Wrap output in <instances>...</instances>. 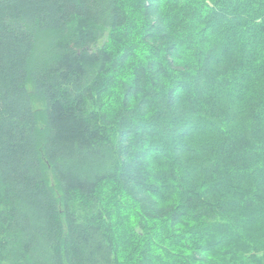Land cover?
<instances>
[{
    "label": "trees",
    "instance_id": "obj_1",
    "mask_svg": "<svg viewBox=\"0 0 264 264\" xmlns=\"http://www.w3.org/2000/svg\"><path fill=\"white\" fill-rule=\"evenodd\" d=\"M261 80L264 0H0V264H264Z\"/></svg>",
    "mask_w": 264,
    "mask_h": 264
},
{
    "label": "clouds",
    "instance_id": "obj_2",
    "mask_svg": "<svg viewBox=\"0 0 264 264\" xmlns=\"http://www.w3.org/2000/svg\"><path fill=\"white\" fill-rule=\"evenodd\" d=\"M255 87L259 90V94L261 96H264V80H261L258 84L255 85ZM257 107L260 105V101H256ZM262 128H264V125H262ZM261 138L264 139V131L261 132Z\"/></svg>",
    "mask_w": 264,
    "mask_h": 264
},
{
    "label": "rangeland",
    "instance_id": "obj_3",
    "mask_svg": "<svg viewBox=\"0 0 264 264\" xmlns=\"http://www.w3.org/2000/svg\"><path fill=\"white\" fill-rule=\"evenodd\" d=\"M28 89L30 90V91H32V87H31V85H28ZM32 102H33V107H34V109L35 110H41V109H43V103L40 101V100H38L36 97H34L33 96V98H32Z\"/></svg>",
    "mask_w": 264,
    "mask_h": 264
}]
</instances>
